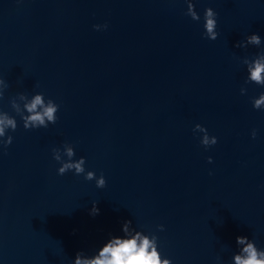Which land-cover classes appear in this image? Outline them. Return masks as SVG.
<instances>
[{
    "label": "water",
    "instance_id": "obj_1",
    "mask_svg": "<svg viewBox=\"0 0 264 264\" xmlns=\"http://www.w3.org/2000/svg\"><path fill=\"white\" fill-rule=\"evenodd\" d=\"M192 3L199 21L185 0H0V119L17 123L0 138H13L0 145V264H73L125 221L157 237L161 262L235 264L239 236L264 251V109L252 107L264 86L245 84L242 63L264 50V0ZM251 34L259 47H234ZM35 94L57 120L25 130L16 113ZM66 144L104 188L57 175L52 149L67 160Z\"/></svg>",
    "mask_w": 264,
    "mask_h": 264
},
{
    "label": "clouds",
    "instance_id": "obj_2",
    "mask_svg": "<svg viewBox=\"0 0 264 264\" xmlns=\"http://www.w3.org/2000/svg\"><path fill=\"white\" fill-rule=\"evenodd\" d=\"M185 3L187 4L185 15L189 16L193 21H199L200 16L194 11L192 0H185ZM203 21V38H206L209 41H215L218 37V32L216 31L217 14L211 8H206L204 10ZM93 27L95 30L100 29V26L98 25H94ZM260 44V36L257 34H251L247 36L244 41L235 44L234 47L244 49L248 46L259 47ZM242 63L246 65L247 70L245 84L253 83L258 86H264V50L258 53L251 61H249L248 58H244ZM7 87L8 85L5 81L0 79V99L3 98L4 89ZM245 92L246 89L242 87L240 89L241 95H244ZM17 96L27 99L24 94H19ZM32 97L33 99L31 100V103L25 106L28 114L16 113V115L20 116V119L23 122V128L25 130H34L38 128H47L49 124H55L59 105L54 103L51 99L47 100V104L45 105L43 94H35ZM12 100H10V102ZM262 105H264V94H261L259 98H255L252 101V107L254 110L264 109ZM37 106H41L42 111L37 112ZM16 128V120L13 117H10L7 113H4V118L0 119V138L5 137L6 130L14 132ZM193 131L203 134L200 139V144L205 149L217 143L216 137H209L207 130L199 124L194 127ZM251 135L252 138L255 139V130H253ZM12 139V136L8 135L6 139H0V145L6 149L11 145ZM66 146L67 144L63 146V150L67 160L62 159L60 149H52V158L61 165L57 169V175L62 176L67 172H73L74 175L84 174V179L86 181H92L95 179V186L98 189L104 188L106 181L103 175L96 178L95 174L91 171L85 173L84 158L81 157L79 160L73 161L74 150L72 146ZM208 163H212L211 158H208ZM98 214L99 209L94 202L89 215L96 216ZM131 224V221H125L121 228L123 235L121 237H110L93 256L86 257L83 252H78L73 264H171L169 259H164L161 262L160 253L157 251V237L152 235L151 238H149V236L141 235L138 231L135 232L134 235L130 234L128 229ZM157 230L163 231V226H158ZM235 243L236 245L247 244L245 248L239 250L244 255H233L235 264H264V259L260 258L264 256V251H258L255 244L247 237L239 236L236 238Z\"/></svg>",
    "mask_w": 264,
    "mask_h": 264
}]
</instances>
